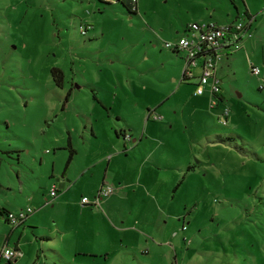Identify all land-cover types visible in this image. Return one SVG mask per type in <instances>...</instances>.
<instances>
[{
  "label": "rangeland",
  "instance_id": "obj_1",
  "mask_svg": "<svg viewBox=\"0 0 264 264\" xmlns=\"http://www.w3.org/2000/svg\"><path fill=\"white\" fill-rule=\"evenodd\" d=\"M136 5L133 13L120 0H0V206L31 207L18 223L0 215V244L13 226L8 240L22 254L11 264H125L68 244L81 235L87 250L103 234L99 199L89 208L80 198L110 183L127 187L124 223L139 214L147 237L178 243L166 264H264V0ZM227 15L250 18L249 34L214 58L222 98L211 106L208 84L195 90L201 57L181 80L183 53L164 40ZM130 89L141 95L124 96ZM64 168L55 196L65 199L55 202L48 189ZM136 253L130 264L163 260Z\"/></svg>",
  "mask_w": 264,
  "mask_h": 264
},
{
  "label": "crops",
  "instance_id": "obj_2",
  "mask_svg": "<svg viewBox=\"0 0 264 264\" xmlns=\"http://www.w3.org/2000/svg\"><path fill=\"white\" fill-rule=\"evenodd\" d=\"M237 9H238V6H237ZM131 10H133V9L130 8L129 11H131ZM133 11H134L133 13H136L137 5H136V9H134ZM236 13H237V11H236ZM247 13H249V12L247 11ZM230 20H232V19L230 18V16L227 15L226 20H223L221 22H226V21H230ZM243 36H245V35H243ZM242 38L243 37H241L240 40ZM223 49H225V48H223ZM172 50H174V49H172ZM177 51H179V50H177ZM183 61H184V55H183ZM193 74H194V72L192 71V75ZM189 76H191V75H189ZM189 76L185 77V79H187ZM195 86H196V83H195ZM204 86H205V84L203 85V88H204ZM125 91L126 90H123L124 96H127V97H129V96L135 97V96L141 95L139 93L140 91H138V90L130 89L129 92H125ZM142 110H143V108H142ZM142 110H141V114H143ZM116 117L124 119L123 120L124 124H128V119H127L126 115L124 114V111L120 110ZM128 125H130V124H128ZM111 156L113 157V155H110L109 157H111ZM111 159L115 163L119 161L118 157H116L115 159H113V158H111ZM107 162L111 163L110 158L107 159ZM69 163H70L69 160L67 162H65L66 167ZM64 176H65V178H64ZM66 177H68V176H67V173H65V168H64L62 170L61 179H58V183L56 184V183L52 182L56 186L55 194L50 195L49 189H48V195L50 197H54L57 194V192L59 191V187H62V188L66 187V183H67V182H65ZM117 178H120V177L117 176ZM111 179L115 180L116 176L115 177L111 176ZM100 182H103V180H101ZM126 188L127 187H125V185L124 186L115 185V187L113 188V190L109 194L99 198V202L101 203L102 208L100 210H98V209L97 210L100 214L99 217L102 218V221L99 218V225L102 226V233L103 234L100 235L99 237H97L96 239H94L92 241V243L90 244L89 248H86L87 250H84L85 247L80 246V244H79V238H81V235H80V237L77 234L74 235L72 238L69 239L70 241L68 242V244L71 242L73 247H75L77 249L76 251H78L79 253H92L93 255L101 254L103 256H108L110 253L118 254V255H120L121 258H123L125 260V264H130L133 261V257L137 254L136 253L137 250H140V252H141L140 254H143V256H145V257L151 255V252L153 251V253H160L161 257H163V260L160 262V260L156 261V260H154V258L153 259L150 258L149 259L150 262L149 263L146 262V264H166V262H164L165 257H167V258L170 256L172 257V254L177 256L176 252H174V247L178 243L173 241L174 239L170 234L162 235L160 240H155L156 238H154V236L152 234H151L152 238L147 237V234L143 230V217L139 216V214L134 215L132 222L124 223V221L126 219H125L123 214H119V213H125L126 207H123L124 205L120 203L122 200H119V198L125 197L126 194L122 193V192H127ZM63 199H65L64 196L59 195L57 197L55 196L54 201L56 202V201H60ZM70 201H71V199H70ZM81 204H84V203H81ZM85 205L88 206L89 208L92 207V204H89V203H86ZM79 206H80V204H79ZM18 207H21V206H18ZM18 207H16L15 209H17ZM7 209H11V208H6L3 206L2 207L0 206V215L3 217L4 221H7V219L5 217V212H4V210H7ZM121 209L125 210V211H120ZM11 210H14V209H11ZM137 222L139 223V225H142V226L137 227V226H134L132 224V223H137ZM105 226L116 229L118 231V234L115 235V237H113L112 233L107 231ZM13 230H14L13 226L12 227L10 226L9 228L6 227V230H4V233L2 234L3 241L0 244V247L4 244L10 245V242L8 239H9V234ZM129 230H132V231H129ZM134 230H135V232L132 233ZM17 235L19 236V233ZM18 243H19V241H17V239H15V240H13L11 245L17 246L20 249ZM171 257H170V260H171ZM10 260L12 261V259H10ZM143 262H144V260H143ZM169 262L170 261H168V263Z\"/></svg>",
  "mask_w": 264,
  "mask_h": 264
},
{
  "label": "built area",
  "instance_id": "obj_3",
  "mask_svg": "<svg viewBox=\"0 0 264 264\" xmlns=\"http://www.w3.org/2000/svg\"><path fill=\"white\" fill-rule=\"evenodd\" d=\"M132 1L136 2V0ZM249 24L250 18L246 22L239 17L226 22L209 20L199 23L198 21H192L186 25L185 32L180 34L176 40H164V44L166 46L180 50L184 55V66L180 79L192 75V70L189 65L196 64L197 57H201V72L198 74V81L196 83L195 90H199L201 87L203 88L204 84H208V88L211 93L209 100V104L211 106L217 104L218 100L222 98L219 79L215 72L214 58L218 55V53H220V50L223 48L230 49L236 46L243 35L249 34ZM85 27L86 26L84 24L82 29H85ZM188 30L190 31L188 32ZM250 70L258 71L259 67L258 65L251 63ZM227 111L228 106L223 105L221 113L226 114ZM156 115L157 114L154 116ZM221 120L224 122L226 118L223 117ZM123 135L128 136L129 134L126 132L123 133ZM112 190L113 187L110 183H103L97 189L95 198L88 200L86 196H81L80 202L94 204L98 201L99 194L106 195ZM55 192L56 186L54 183H51L49 186V193L53 195ZM29 210H31V207L28 205L18 207L14 210L7 209L5 211V217L10 223H18L24 219ZM20 253L21 250L14 245L4 244L0 247V256L6 260L12 259Z\"/></svg>",
  "mask_w": 264,
  "mask_h": 264
},
{
  "label": "trees",
  "instance_id": "obj_4",
  "mask_svg": "<svg viewBox=\"0 0 264 264\" xmlns=\"http://www.w3.org/2000/svg\"><path fill=\"white\" fill-rule=\"evenodd\" d=\"M106 1V0H105ZM124 5L125 7L128 9V8H132L133 10L136 9V2H133L132 0H120ZM133 6V7H132ZM236 11L238 10L237 9V5H234ZM131 10V11H133ZM245 13L250 16V13H247V11L245 10ZM237 15V13H236ZM171 48V47H170ZM174 49V48H172ZM174 50H177V49H174ZM180 51V50H179ZM50 71H51V74H52V78L53 80L55 81L56 84H60L61 83V77H62V71L60 68L56 67V66H51L50 68ZM185 78V77H184ZM70 152H71V149L69 150L68 152V155H67V158H66V162L70 159L71 155H70ZM91 204V203H89ZM6 210H4L5 212ZM10 261V259H9Z\"/></svg>",
  "mask_w": 264,
  "mask_h": 264
},
{
  "label": "water",
  "instance_id": "obj_5",
  "mask_svg": "<svg viewBox=\"0 0 264 264\" xmlns=\"http://www.w3.org/2000/svg\"><path fill=\"white\" fill-rule=\"evenodd\" d=\"M4 264H11V262L9 260H6Z\"/></svg>",
  "mask_w": 264,
  "mask_h": 264
}]
</instances>
